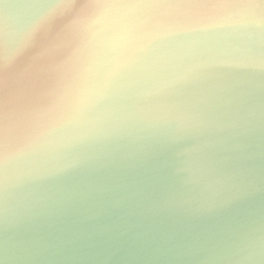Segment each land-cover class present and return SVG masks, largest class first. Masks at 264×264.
Here are the masks:
<instances>
[{"label": "water", "instance_id": "obj_1", "mask_svg": "<svg viewBox=\"0 0 264 264\" xmlns=\"http://www.w3.org/2000/svg\"><path fill=\"white\" fill-rule=\"evenodd\" d=\"M0 264H264V0H0Z\"/></svg>", "mask_w": 264, "mask_h": 264}, {"label": "rangeland", "instance_id": "obj_2", "mask_svg": "<svg viewBox=\"0 0 264 264\" xmlns=\"http://www.w3.org/2000/svg\"><path fill=\"white\" fill-rule=\"evenodd\" d=\"M76 51H77V45H73V52H74V54H76ZM70 55H72V54L67 53L65 55V58L64 59H66V58L69 59L70 58ZM13 72H14V75L17 78H21V79H24V80H26L28 78L26 75H23L22 73L17 72V70H13ZM33 76H34V73L32 75H30V77H33Z\"/></svg>", "mask_w": 264, "mask_h": 264}]
</instances>
